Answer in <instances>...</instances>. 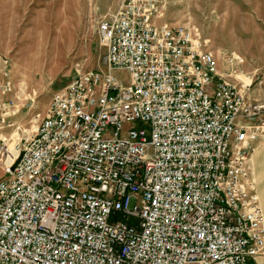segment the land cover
Segmentation results:
<instances>
[{
    "label": "built area",
    "instance_id": "obj_1",
    "mask_svg": "<svg viewBox=\"0 0 264 264\" xmlns=\"http://www.w3.org/2000/svg\"><path fill=\"white\" fill-rule=\"evenodd\" d=\"M157 17L156 0H128L101 19L108 71L78 72L30 128L0 101V264H248L264 253L249 167L264 105L191 28Z\"/></svg>",
    "mask_w": 264,
    "mask_h": 264
},
{
    "label": "rangeland",
    "instance_id": "obj_2",
    "mask_svg": "<svg viewBox=\"0 0 264 264\" xmlns=\"http://www.w3.org/2000/svg\"><path fill=\"white\" fill-rule=\"evenodd\" d=\"M127 1L0 0V80L10 82L13 88L12 92L3 90L0 97L1 102L6 99L15 104L7 110H19L13 118L16 126L30 128L37 114L44 116L53 94L78 72L108 71L104 63L106 49L97 33L98 22L117 14ZM156 3L157 24L191 28L204 48L216 54L224 76L238 86L246 85L247 97L264 105V0ZM58 32L53 57L40 60L31 46L33 38L51 40ZM23 54V67L16 73L17 57ZM233 54L243 62L234 60L230 64ZM113 74L127 81L126 72L117 70ZM249 167L262 197L264 143L256 145Z\"/></svg>",
    "mask_w": 264,
    "mask_h": 264
},
{
    "label": "crops",
    "instance_id": "obj_3",
    "mask_svg": "<svg viewBox=\"0 0 264 264\" xmlns=\"http://www.w3.org/2000/svg\"><path fill=\"white\" fill-rule=\"evenodd\" d=\"M58 24V22H57ZM59 27V24L57 25ZM60 28H58L57 30L59 31ZM60 32L56 33V36L54 39H51L49 40L48 37H45V38H40V37H34L33 38V41L31 42V46H33V48H35L34 50L37 51V56L40 58V60H44V58L48 57L49 55L50 58H52L57 46H58V40H57V37L60 35L59 34ZM52 46V47H50ZM43 48V49H42ZM48 50L49 53H48ZM25 55L23 54L22 56H18L17 57V60H16V63H15V72L18 73L20 71V68L23 67V64H22V57H24ZM4 89L0 88V96L2 94ZM5 91V90H4ZM2 100V98L0 97V101ZM261 145V144H260ZM254 173V172H253ZM255 176V175H254ZM255 183L257 185V193L259 195V198H260V202H261V205L263 207V210H264V188L262 189V197H260V194H259V187H258V184H257V180H256V177H255ZM248 264H264V253H261L253 258H250L249 259V262Z\"/></svg>",
    "mask_w": 264,
    "mask_h": 264
},
{
    "label": "bare ground",
    "instance_id": "obj_4",
    "mask_svg": "<svg viewBox=\"0 0 264 264\" xmlns=\"http://www.w3.org/2000/svg\"><path fill=\"white\" fill-rule=\"evenodd\" d=\"M82 70V69H81ZM84 70V69H83ZM5 90V89H4ZM5 91H7V90H5Z\"/></svg>",
    "mask_w": 264,
    "mask_h": 264
}]
</instances>
